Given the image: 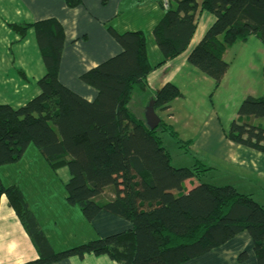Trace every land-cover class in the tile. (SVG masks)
Segmentation results:
<instances>
[{
	"label": "trees",
	"instance_id": "16d2710c",
	"mask_svg": "<svg viewBox=\"0 0 264 264\" xmlns=\"http://www.w3.org/2000/svg\"><path fill=\"white\" fill-rule=\"evenodd\" d=\"M163 10L152 30L162 64L183 53L202 11L214 23L188 56V64L212 80L217 89L227 73L222 54L251 37L264 48V0H154ZM80 0H66L69 8ZM18 40L29 31L45 71L39 94L20 108L0 106V167L17 164L33 145L53 172L65 168L66 202L86 221L106 212L131 224V230L54 253L17 186L4 188L0 205L11 210L36 253L25 264H53L71 257L107 256L117 264H184L215 250L240 233L251 239L256 264H264V209L231 186L201 184L186 192L185 182L200 180L210 169L199 162L174 169L161 135L188 149L172 126L140 125L128 109L133 92L147 89L152 68L141 31L118 33L107 27L121 47L119 55L89 70L80 81L97 96L87 102L64 88L57 76L64 33L55 19L8 25ZM182 94L173 85L155 94L153 108L165 112ZM224 137L264 153V96L245 98ZM246 255L239 257L242 263Z\"/></svg>",
	"mask_w": 264,
	"mask_h": 264
},
{
	"label": "crops",
	"instance_id": "0c3cea01",
	"mask_svg": "<svg viewBox=\"0 0 264 264\" xmlns=\"http://www.w3.org/2000/svg\"><path fill=\"white\" fill-rule=\"evenodd\" d=\"M195 1L198 4L202 2ZM80 2L79 6L69 8L66 0H0V106H24L39 94L36 84L45 74L33 32L29 31L20 41L9 30L8 25H29L48 19L57 20L65 37L57 79L64 88L87 102L94 101L97 93L83 84L80 77L122 51L109 35L107 27L118 33L141 31L145 35L147 59L152 68L146 78L147 106L157 111L153 108L155 94L166 85L175 86L182 94V98L172 101L169 110L154 114L151 124L147 123L150 125H141L150 129L158 122H164L172 126L178 136L180 128L185 134L192 127V135L184 138L192 141L190 149L200 157L199 162L213 174L218 163L236 167L238 174L224 181V184L231 186L230 184L234 183L233 188L237 192L249 195L247 183L241 181L245 182L243 178L246 172L258 179H264V153H257L228 141L224 137L223 122L215 109V98L220 100V91L231 89L228 85V75L232 65L226 61L229 51L236 45L243 47L245 44L237 43L222 54V60L227 62L229 67L221 85L214 89V84L208 82L209 78L190 66L187 61L191 51L215 21L210 13L201 12L187 49L175 59L162 64L163 58L155 45L152 30L161 20L163 10L154 0ZM205 13L212 17L206 16ZM247 41H250V38ZM260 48L258 52L262 56L261 66L264 68V48ZM246 61L250 70L256 69L252 60L251 63L248 58ZM238 72L241 73L243 81L247 82L245 75L250 74V71L247 68H238ZM236 84L239 86L241 82L236 81ZM261 85L263 91L264 79ZM212 88L214 94L210 96L208 93ZM140 92H133L127 107L143 101ZM238 93L240 102L255 96L254 91L249 89L239 90ZM232 94H228L225 101H231ZM218 103L220 106L225 105L224 101ZM68 180L67 170L63 168L53 172L33 145H29L17 164L0 167L2 186L18 187L54 253L131 230L128 221L106 212L99 213L91 222L86 221L77 207L66 202L64 184ZM194 180L185 182L186 192L197 186L194 185ZM253 191L261 192L258 195L260 201H255L264 209V203H260L264 200V186L256 187ZM242 254L246 255V259L240 263L239 257ZM35 259L36 253L29 237L11 210L2 202L0 264H25ZM53 264L117 263L104 255H86L83 258L71 257ZM184 264H256V257L251 239L246 233H240L223 246Z\"/></svg>",
	"mask_w": 264,
	"mask_h": 264
},
{
	"label": "rangeland",
	"instance_id": "374dc122",
	"mask_svg": "<svg viewBox=\"0 0 264 264\" xmlns=\"http://www.w3.org/2000/svg\"><path fill=\"white\" fill-rule=\"evenodd\" d=\"M206 16L212 17L210 14L205 13ZM252 38V39H251ZM250 41H247V43H244L245 45L243 47H231L229 51V57L227 58V62L230 63L229 65H232L229 71V83L228 85L231 86V89H225L223 91H220V100L215 98V109L223 122V125L225 127L224 131H227L231 122L236 118L237 111L239 109V106L242 102H240V96H239V90L245 91L247 89L254 91V98H260L264 96V89L262 91V85L261 81L264 79V68L261 66V54L258 52L260 48V43L254 38L251 37ZM242 50H241V49ZM222 57V56H221ZM249 59L250 63L252 60V64L256 69L250 70L247 67V61L246 59ZM226 62V63H227ZM239 69H248L250 71V74L245 75L246 81H243V78L241 77V73L238 72ZM202 76V75H201ZM236 81L241 84L238 86L236 84ZM209 84H213L212 80L209 79ZM246 84V86L244 85ZM141 96H143V101L140 103H136L133 105H130L128 108L132 115L134 116L135 120L141 125L142 123H145L146 125H150L152 122V117L155 116L154 114H158L161 111H154L151 107L147 106V97L148 94L146 91H141ZM232 94V100L231 101H225L228 98V94ZM214 94V89L212 88L210 93L208 95ZM210 95V96H211ZM212 99V98H211ZM218 101L223 102L225 105H219ZM193 111H196V109L192 108ZM150 123V124H147ZM175 130V129H174ZM180 133L178 136V140L182 141H188L184 137H190L193 133V128L191 127L187 132H182V129H179ZM183 133V134H182ZM163 146L170 154L171 157V166L174 169H181V168H191L192 166L196 165V162L200 161V157L195 155V152L191 150L190 148L185 150L184 148H180L181 145L177 144L176 140L170 138L168 135H161ZM247 149V148H246ZM250 150V149H249ZM252 151V150H251ZM200 163V162H199ZM214 174L211 173V171H208L204 177L200 180H194V185H201V184H209L213 186H229V184H224V181L230 180L234 176L238 174V171L236 167H228L224 164L218 163L216 164V167L214 168ZM245 182L241 181V183H247V191L249 193V196L252 197V199L255 201H260V198H258V195L261 192H255L253 191L256 187H262L264 186V179H258L255 175L251 173L245 174L244 178ZM237 181V180H235ZM221 185V186H220ZM231 187H235V184H230ZM242 194V193H241ZM248 195V194H245ZM259 199V200H258ZM256 202V201H255ZM260 203H264V200H261Z\"/></svg>",
	"mask_w": 264,
	"mask_h": 264
},
{
	"label": "built area",
	"instance_id": "2783aa9c",
	"mask_svg": "<svg viewBox=\"0 0 264 264\" xmlns=\"http://www.w3.org/2000/svg\"><path fill=\"white\" fill-rule=\"evenodd\" d=\"M163 3H164V4H165V6H166V1H165V0L163 1Z\"/></svg>",
	"mask_w": 264,
	"mask_h": 264
}]
</instances>
